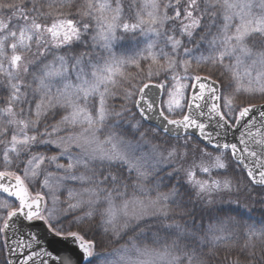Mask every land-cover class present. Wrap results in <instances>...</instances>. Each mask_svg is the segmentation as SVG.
Here are the masks:
<instances>
[{
  "label": "snow or ice",
  "instance_id": "snow-or-ice-1",
  "mask_svg": "<svg viewBox=\"0 0 264 264\" xmlns=\"http://www.w3.org/2000/svg\"><path fill=\"white\" fill-rule=\"evenodd\" d=\"M0 264H264V0H0Z\"/></svg>",
  "mask_w": 264,
  "mask_h": 264
},
{
  "label": "trees",
  "instance_id": "trees-1",
  "mask_svg": "<svg viewBox=\"0 0 264 264\" xmlns=\"http://www.w3.org/2000/svg\"><path fill=\"white\" fill-rule=\"evenodd\" d=\"M257 219H259V216H257Z\"/></svg>",
  "mask_w": 264,
  "mask_h": 264
}]
</instances>
